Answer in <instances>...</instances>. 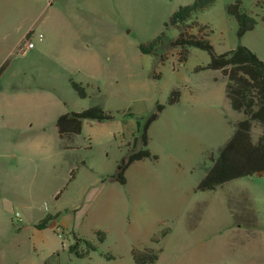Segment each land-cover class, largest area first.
Listing matches in <instances>:
<instances>
[{"label": "rangeland", "instance_id": "obj_1", "mask_svg": "<svg viewBox=\"0 0 264 264\" xmlns=\"http://www.w3.org/2000/svg\"><path fill=\"white\" fill-rule=\"evenodd\" d=\"M194 1L0 0L4 22L0 42L27 37L39 51L26 57L14 51L0 63L5 65L0 105L16 99L5 92L18 87L23 71L33 64L38 80L57 89L56 95L45 90L30 96L34 102L49 108L58 99L67 112L97 106L113 115L94 127L98 133L106 132L105 139L88 140L84 128V139L76 141L79 148L68 152L55 130V110L40 111L33 131L44 137L45 146L55 141V155L44 152L43 146L33 162L7 159L6 171L0 169V264H138L136 256L147 250L157 254L152 264L262 263L253 250L262 243L258 233L264 231V173L230 181L214 191L196 190L212 164L211 156L231 135L233 114L239 113L226 105L217 108L222 119L206 137L204 106L192 102L189 92L212 84L214 72L202 68L209 55L188 47L181 60L180 49L168 45L178 36V29L169 24L171 14ZM234 1L214 0L193 20L203 27L215 53L241 44L257 49L264 60V20L259 18L264 17V4L241 0L257 22L238 41L237 23L226 11ZM158 35L162 36L157 56L142 53L139 45ZM75 36L85 37L88 50H103L102 72L90 82L86 99H79L69 84V78L78 81L83 72L69 71L56 51ZM47 65H53L56 80L42 79ZM175 88L179 101L170 105ZM157 105L163 108L157 111ZM153 114L156 117L146 128V148L155 159L131 163L121 184L117 164L132 147L141 148L143 127ZM257 132L255 128L254 137ZM18 171L23 181L17 180ZM47 213L55 216V226H49L50 220L45 228H36ZM243 237L245 263L235 256ZM81 239L95 250L86 253ZM75 244L84 256L69 251Z\"/></svg>", "mask_w": 264, "mask_h": 264}, {"label": "trees", "instance_id": "obj_2", "mask_svg": "<svg viewBox=\"0 0 264 264\" xmlns=\"http://www.w3.org/2000/svg\"><path fill=\"white\" fill-rule=\"evenodd\" d=\"M214 0H195L194 2L179 6L170 16L169 24L178 29V36L170 44L172 48H179V58H186L187 48L193 47L204 50L209 55V61L202 67L209 70H218L225 80V95L233 110L242 114V118L233 122V132L227 141L218 149L215 157L211 156L212 164L206 169L204 175L196 186L201 192L214 191L222 188L226 183L236 179L264 173V61L260 60L249 48L237 44L234 49L223 53H215L212 46L202 32L203 27L198 26L193 20L194 16L203 8L211 6ZM228 14L232 15L237 23L236 37L239 41L242 36L252 30L257 19L251 16L241 6V0H235L226 6ZM254 15H257L256 13ZM256 17V16H255ZM264 20V17H259ZM196 26V33L192 29ZM158 35L147 44L139 45L142 53L157 56V46L161 41ZM5 65L0 67V75ZM71 89L79 99L89 97V84L69 80ZM179 101L177 88L170 93L168 104L173 105ZM163 108L157 105V111ZM156 114H153L143 127L140 137L141 148L134 147L128 150L117 164L116 179L125 183L124 171L135 162L145 158L155 159L150 154L147 146L146 128L153 121ZM113 118L109 111H104L95 106L78 112H67L57 117L55 130L58 134L62 148L66 147V140L80 134L81 124L84 120L108 121ZM258 128L256 136H253L254 129ZM73 170H71V175ZM55 216L46 215L35 226L43 229L48 221ZM97 234L102 236L101 232ZM103 237V236H102ZM101 237V238H102ZM100 238V239H101ZM80 240V239H79ZM78 241V240H77ZM86 245V253L95 250V246L88 241L81 239ZM76 245L70 246L69 251L77 257H82L85 252L77 251ZM147 256V257H146ZM157 254L147 250L146 254L136 256L138 264H152Z\"/></svg>", "mask_w": 264, "mask_h": 264}, {"label": "crops", "instance_id": "obj_3", "mask_svg": "<svg viewBox=\"0 0 264 264\" xmlns=\"http://www.w3.org/2000/svg\"><path fill=\"white\" fill-rule=\"evenodd\" d=\"M253 2L256 6L259 7L264 4V0H254ZM1 15H3V10H1L0 8V30L2 29V26L4 24ZM58 47L60 49H56V51L59 61H61L65 66H67L69 71L83 72L81 79H78L77 82L90 84V82H93L95 78L101 74L103 64V50H88V46L85 42V37L81 38V36H75L74 38L63 41V44L59 45ZM250 49L256 54V56L260 60H262L261 57L258 55L257 49L251 47ZM14 51L20 52L21 57H26L28 55L35 56L37 52H39L37 49H35L34 45L30 49H24V38L21 36L17 40L9 42V44L0 42V63L3 61V59H5L8 54ZM36 68V65H29L23 71L21 79L17 76V79H20L18 81V87L14 89H9L7 92H5V94L8 95H15L16 99L13 102H7L4 105H0V169H2L1 171L3 172L6 171V167L10 164V161L7 162V159L12 160L14 158H19L27 160L29 162H33V156L37 155L39 149L43 146L44 152H48L49 155L50 153L54 154V152L52 151L54 149V145L56 146L55 141L52 139L50 140V143H47L45 146L44 137H40L36 133H34L33 126L38 121L39 113L41 110L54 109L55 113H53V116L55 118L60 116L61 114L67 113V111L63 108L62 104H60V100L58 99H56L54 101V104L50 105L49 108H44L43 105L34 102L33 98L30 97L32 95L44 94L45 90H49L51 92V95H56L55 92L57 91L54 86L50 87L46 81L38 80L39 78L36 74ZM45 68V73H43V75L41 76L42 79L56 80L58 74L54 73L53 65H47ZM211 71L214 72V75L211 79L212 84L208 85L204 89L197 90L194 93L193 91L189 92L191 95L190 98H192V102H194L195 104L202 103L200 105L204 106L202 108L201 117L205 125L204 127L206 128V137L210 136V133L212 132L211 129L215 125V123L217 121H221L222 119L221 112H218L217 108L226 105L229 107V109L235 111L231 108L230 103L226 98L225 80L222 77L221 72L218 70ZM70 79L72 78H69V80ZM213 83H218V85H214ZM22 95L27 96V100H22V97H20ZM239 114H233V120L237 121L241 119L242 114L241 116ZM101 122L92 120L82 121L80 134L66 140V147L63 148L64 151L71 152L79 148L76 144V141H78L77 139H84V137L82 136L84 128H86L85 133L88 140L93 139V136L96 137V139H105L104 137L105 135H107L105 131H99L98 133V131L94 130V127L99 125ZM230 125L231 127L229 126V132H231L232 134L233 127L232 124ZM92 130L95 131V135ZM57 147L60 148V146H58V141ZM28 167L31 168L30 165ZM21 175L22 171H18V181H23ZM27 180H31V175L28 174ZM55 224L56 221L55 219H53L49 226H55ZM261 230L262 231L258 233V237L261 239L262 243L257 244V250L253 251H256L258 259L260 257L259 260L262 262L261 264H264L262 260V258L264 257V231L263 229ZM211 246H215L214 239L211 242ZM215 250H217V247ZM246 255L247 248L244 238L243 247H241V245L238 247V249L235 251V256L237 257L238 262L245 263Z\"/></svg>", "mask_w": 264, "mask_h": 264}, {"label": "built area", "instance_id": "obj_4", "mask_svg": "<svg viewBox=\"0 0 264 264\" xmlns=\"http://www.w3.org/2000/svg\"><path fill=\"white\" fill-rule=\"evenodd\" d=\"M33 47V43L29 41L27 37L24 38V49H30Z\"/></svg>", "mask_w": 264, "mask_h": 264}]
</instances>
